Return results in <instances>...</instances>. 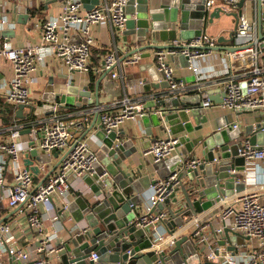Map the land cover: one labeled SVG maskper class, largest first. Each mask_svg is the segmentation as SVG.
<instances>
[{
    "label": "built area",
    "instance_id": "obj_1",
    "mask_svg": "<svg viewBox=\"0 0 264 264\" xmlns=\"http://www.w3.org/2000/svg\"><path fill=\"white\" fill-rule=\"evenodd\" d=\"M14 1L17 3L19 0ZM127 1L99 0L98 4L86 9L82 0H62L58 13L36 18L33 22V27L40 31L39 41L16 45L12 37L0 44V61L8 62L12 73L9 80L0 83V100L14 108L11 124H4L0 116V186L4 187L7 203L11 208L23 206L21 209L26 214L31 229L40 237L39 244H30L26 249L10 248L8 243L14 238L12 227L7 222H0V264H3L5 253L15 255L24 264L31 261L34 264H44L42 253L50 254L59 250L60 242L53 244V235L46 234L41 206L44 205L47 213L57 208L62 210V214L66 213L67 195L73 189V179H82L93 171L98 161L99 146L93 139L79 133L92 114H98L105 129L112 131L119 130V125L126 119H138L143 113L156 112L165 123L166 134L156 138L144 152V156L157 162L172 156L175 150L176 140L170 134L164 110L145 109V98L141 95L135 101L126 97L123 107L118 111H108L101 106L70 108L56 101L51 103L53 113L31 115L30 106L40 107L46 102L32 87L35 73L50 57L60 59L72 77L73 73L100 74L109 69L113 80L125 78L128 66L139 62V54L121 60L127 50L121 51L118 46L128 20ZM206 1L209 9L219 1L228 10H237L241 0ZM250 1L257 10V0ZM261 1L264 6V0ZM32 5L30 0L31 8ZM17 6L22 7L20 4ZM104 23L110 24L114 44L100 58L99 63L93 65L92 50L97 41L92 34V26ZM13 26L14 23L7 15L0 16V31ZM236 31L239 48L227 55V68L220 79L224 92L220 107L239 117L245 111L264 110V39H259L257 21L240 19ZM74 35H80L81 40L72 41ZM216 43V39L204 36L193 40L179 38L170 42L167 48L153 50L155 64L169 86L151 93L146 100L160 101L197 93L201 97L198 107H211L213 101L205 90L207 83L204 82L207 73L203 72L199 61L212 55V47ZM206 45L209 47L205 48ZM179 55L188 57V69L197 74L192 85H187L175 74L172 58ZM209 64L212 66L214 63L210 61ZM20 104L27 106L24 118L16 115ZM25 110L30 112L29 116ZM230 126L238 128L239 123ZM27 129H31L36 136L40 135L38 146L41 150L50 152L57 149L62 154L58 167L38 184L34 182L36 175L25 163V151L30 146L24 147L20 141L23 131ZM239 153L264 164V147L252 145L247 138L241 141ZM195 162L196 160H188L185 164L193 167ZM175 180L176 176L173 175L158 178L151 184L147 203L137 216L136 226L149 228L154 232V246L157 249H171L178 238L189 234L199 246L204 247L203 257L206 261L214 264H264V185L236 196H221L215 204L219 207L217 219L208 216L207 220H203L199 216L190 224V233H187L188 225H184L172 234H167L159 227L170 218L166 204L173 193ZM54 199L59 202L56 203ZM61 216L58 214L57 218L61 219ZM214 219L216 223L213 222ZM225 228L249 237V244L246 241L245 245L236 244L234 250H225L219 243ZM210 230L211 233L208 232ZM55 233L58 235L57 231ZM39 254L40 258L33 259ZM92 258L96 259L97 255L93 253Z\"/></svg>",
    "mask_w": 264,
    "mask_h": 264
},
{
    "label": "water",
    "instance_id": "obj_2",
    "mask_svg": "<svg viewBox=\"0 0 264 264\" xmlns=\"http://www.w3.org/2000/svg\"><path fill=\"white\" fill-rule=\"evenodd\" d=\"M51 1L57 0H46L48 3ZM88 1L90 0H82L86 9L99 3V0H93V4L88 5ZM245 2L246 0H241L238 3L237 12H227L219 6L209 9L206 0H159L158 4H154L153 0H128L126 5L128 20L123 31V39L129 49L121 60L136 54H141V58H151L153 50L170 46L157 42L198 38L205 34L208 23H213L215 19L220 18L222 13L235 18V29L228 37H219L217 45L212 49L233 52L239 46L236 44L226 46L224 43H234L237 36V24L243 16ZM133 14L136 15L135 18ZM28 16V14L20 15V19H23L20 21L26 23ZM257 31L259 39H264V8L261 0H257ZM135 33L137 34L136 46L128 42L129 35ZM0 35L12 38L15 36V30L4 29L0 31ZM71 40L79 42L81 37L74 35ZM140 43L144 45H138ZM145 50L148 52L142 54ZM172 59L176 65H180L181 61L183 67L189 64L187 56L179 55ZM141 69L147 74L138 80L143 84L142 91L165 89L169 86L168 81L153 62ZM109 71V69L105 70L96 81L95 91L88 88L80 89L75 83L57 91L54 78H50L43 94L45 104L40 107L30 106L31 115L53 113L51 103L56 101L70 108H82L84 104L99 107L100 83ZM192 98L183 96L160 101H145L144 108L147 110H164L166 124L170 134L176 140L175 148L178 149L176 155L173 154L157 162H141L135 168L128 164V160L139 152V148L134 143L136 138L139 140L140 148L146 151L159 137L160 132L166 134L165 123L156 112L140 115L139 119L145 127V134L142 137L134 136L135 138L123 140L120 130L107 131L101 123L97 125L95 136L101 142L97 152L98 161L93 171L82 178L83 186L72 189L73 197L67 201L66 213L62 214V210H59V214L65 217L62 223L66 234L60 241L57 252L42 253L41 258L45 261L44 264H214L210 261L203 263L204 247L199 248L198 242L189 234L178 238L171 249H157L154 246V232L149 228L136 226L138 208L143 203L142 194L157 180L151 179L149 173L147 176L144 175L143 170L147 169L146 165L155 170L156 178L176 176V185L167 201L168 203L171 200L175 207H167L170 218L164 221L170 234L177 228L192 223L195 218L212 208L221 196H233L246 189V183L237 179L240 176L239 172L245 170L246 158L239 153L241 141H236L241 137L242 130L240 127L232 128L229 125L234 121L233 114L230 113V121L220 122L217 129L209 136L206 137L203 134L191 136L193 132L201 130L200 123L204 122L197 118L201 116L198 107L201 97L196 95L197 99ZM192 100L196 103L195 107L189 108L187 102ZM26 107L23 104L18 106L16 111L18 118L25 117ZM97 117L98 114H95L84 135L96 126ZM24 132L32 135L28 145L30 149L25 151V163L37 175L42 170L41 165L49 166L52 157H57L60 151L41 150L36 140L40 135H34L31 129ZM244 132L252 145L262 148L264 146V114H261L255 123L247 125ZM144 140L149 146L140 144ZM232 141L234 143L231 144ZM188 160H196L193 167L186 166L185 162ZM59 163L60 161L51 167L48 175L58 167ZM178 193H181V196ZM4 194V187L0 186V211L5 208ZM66 217H71V221ZM248 239L247 236L225 228L219 243L225 245L230 240L233 245L229 247V250H234L235 244L245 245ZM93 253L97 255L96 259L92 258ZM10 257L13 264L16 256L10 255ZM27 264H34V262Z\"/></svg>",
    "mask_w": 264,
    "mask_h": 264
},
{
    "label": "crops",
    "instance_id": "obj_3",
    "mask_svg": "<svg viewBox=\"0 0 264 264\" xmlns=\"http://www.w3.org/2000/svg\"><path fill=\"white\" fill-rule=\"evenodd\" d=\"M30 0H19L17 3L14 0H0V16L7 15L14 23L13 28H5V29H14L15 30V36L14 41L16 45H24L29 42H37L40 39V31L38 29H35L33 27V22H35L37 19L36 18H42L46 15H52L56 14L60 10V6L62 3V0H57V1H51V2H46V0H32V8L29 6ZM154 4H158L159 0H153ZM17 4L22 5V7H18ZM44 4L43 8H41V5ZM88 5L93 4V0H90L87 2ZM222 7L224 8L227 12H233V11H238L237 10H228L224 5H222L219 1H216L214 3L213 7ZM264 8V6H263ZM252 10L254 13H252ZM32 11L34 12V15H32ZM23 14H28L27 22L22 23L23 19H20V15ZM225 14V13H222ZM227 15V14H226ZM133 17L135 18L136 15L133 14ZM232 17V16H231ZM225 15H221L220 18L215 19L213 23H208L205 34L203 35L205 38H214L218 39L221 36L228 37L229 34L233 29H235V23L236 20L234 17L232 22H227L226 21ZM245 19L247 21H257V10L255 9V5L252 1L246 0L244 6H243V16L240 19ZM92 34L94 35L97 43L96 46H94V51H101L102 53L100 54V58L103 57V55L109 50V47H112L114 44V37L111 32L110 24L109 23H104L102 25H93L92 26ZM124 36H122V41L118 40L120 42L118 44L119 48L121 51L128 50L129 48L127 47L126 43L124 42L123 39ZM7 38V36H2L0 35V44ZM136 39H137V34H132L129 35L128 37V42L133 43L134 46H136ZM145 43V42H144ZM144 43H140L138 45H144ZM158 44H169V41L166 42H157ZM238 39L233 42H227L224 43V45H232V44H238ZM132 45V46H133ZM217 45V43H216ZM209 46H205V48H208ZM148 50H145L142 52V54L147 53ZM153 52V51H152ZM229 52L223 51V50H215L212 49V55L207 59H201L199 61V65L201 66V69L203 72L207 73V78L204 80L206 87L205 90L208 91L209 95L211 96V99L213 101V105L208 108H200V113L201 116H198L197 118L199 120L204 121L201 124V130L197 132H193L191 136L195 135H200L203 134L204 136H209L213 131L217 129V125L220 122L224 121H230V113H232L229 110H225L222 107H220V102L223 97V88L222 85L220 84V79L224 73V71L227 68V55ZM141 55V54H139ZM174 67H175V74L178 78L184 80L187 85H192L196 81L197 74L194 73L193 71L188 69L187 67L181 66L183 63L182 61L179 62L180 65H176L174 60L172 59ZM212 61L214 64L210 66L209 62ZM153 62L155 64L154 58H153V53L151 55V58L146 57V58H140L139 62L133 65H129L127 70V75L123 79H116L113 80L110 77V74L106 77L103 78V80L100 83V106L104 107L105 109H108V111H118L121 107H123V101L128 97L130 100L135 101V99L139 98L140 95L145 98L144 101L146 100L147 96L150 95L151 93H154L158 90H162L163 88H158L156 90H150V91H142L143 90V84H141L138 80L140 79L141 76L147 75L144 71H142V67H146L149 64ZM156 65V64H155ZM105 72L102 71L100 74H96L92 72L94 75L97 76L96 81L100 78V76L103 75ZM158 73H160L158 71ZM11 69L10 66L8 65V62L5 60L0 61V83H3L7 80L10 79L11 77ZM73 77L71 76V72L68 70L66 65L63 64V62L58 59L57 57H50L48 61L41 65L37 72L34 75V83H33V89L37 92V94L41 95L43 97V94L45 92V87L49 81L50 78H54L55 81V87L56 90H60L63 88H67L68 86L71 85V83H75L76 87L80 89L88 88L91 91H95L96 88V81H94V84L91 85V78H90V73H73ZM128 75H132L129 77ZM138 81V82H137ZM152 81V80H151ZM197 93H189L187 96L193 97L192 99L195 100ZM193 100L191 102H187V106L189 108L195 107L196 103H193ZM152 101V100H151ZM93 108L95 106H90L89 104H84L81 109H86V108ZM25 113H27V116L30 115V112L28 110H25ZM233 114V113H232ZM261 114H264V110H255V111H245L243 112L239 117H236L234 114V121L233 123H239V127L242 130V135L239 137L236 141H242L245 136V127L247 125L253 124L256 122V119L261 116ZM95 117V113L90 116L89 122H85L84 128L79 130V133L81 135H84L87 131V128L90 127L93 119ZM192 122L195 124L194 118L191 116ZM100 116L97 117V122L96 126L93 127V129L87 133V137L93 139L97 145L99 146L101 142L97 137L95 136L96 133V128L98 127L97 125L100 124ZM233 123H229V125H233ZM119 130L121 131V138L123 140H126L128 138H132L134 136L137 137H142L145 133V127L141 123V120L138 118H130L126 119L119 125ZM159 137L165 136L163 132H160L158 134ZM135 138V137H134ZM32 139V135L29 133H22L20 137V141L22 142V145L26 147L29 145V142ZM40 137L38 136L36 138L37 143L39 141ZM147 140V138H144ZM144 140L143 142L141 141L140 144H148ZM134 143L137 145L139 148V152L136 155H133L131 159L128 160V164L130 167L135 168L139 163H150L152 162L151 159L148 157L144 159V152L142 148L139 146V140L137 138L134 140ZM234 143L233 141L231 144ZM147 146V147H148ZM258 146V145H257ZM264 147V146H263ZM178 153V149L175 148L174 152L172 155H176ZM62 157V154L60 153L57 157H52V162L50 163L49 166H44L41 165L42 170L39 174L35 176L34 182L35 184L40 183L43 181L47 174L50 172L51 167L53 165L57 164ZM245 170L240 171L239 174L240 176L237 177L238 180L243 181L246 183V189L242 192L249 191L250 189H254L257 186L264 185V164L261 162L255 160V159H248L246 158L245 160ZM147 169H144L143 173L145 176L151 174V179H158L157 174L155 170L149 166L146 165ZM10 178V176H9ZM72 185L74 189H78L81 186H83V181L82 179H73ZM86 187V186H85ZM150 188L149 186L148 189H145L144 193L142 194L143 198V203L140 205L138 208L139 211L143 210V206L145 203H147L148 196L150 194ZM87 189V188H86ZM72 190L70 193L67 195V199H71L72 196ZM241 192V193H242ZM179 196H181V193H178ZM240 194V193H239ZM238 195V193L234 194V196ZM56 203L59 202V200L54 199ZM4 201V206L5 208L0 211V221H4L10 224L12 227V233L14 235V238L8 243L10 248H23L26 249L27 246L30 244H39L40 242V237L31 229L28 221L26 214L22 211L21 208H23L22 205H19L17 207L11 208L8 203H7V198H6V193L4 194L3 197ZM169 206H174L175 204L172 203L170 200L166 204V208ZM60 209L53 210L52 212L47 213L46 208L44 205L41 206V211L43 213V220L45 224V231L47 235H53V239L51 240L52 243H57L62 241V238L65 237L66 231L63 229V223L65 220V217L62 215V219L57 218V215L59 214ZM218 211L219 207L217 205H214L212 208L209 210L203 212L200 216L203 218V220H207V217L210 216L211 219L215 218L217 219L218 216ZM45 213V214H44ZM67 220L71 221V219H68L70 217H66ZM213 220L214 223H216V220ZM191 224V223H190ZM188 224V231L187 233H190L191 231V226ZM161 231H164L165 233L169 234L168 232V226L165 225L164 223L159 227ZM57 231L58 235L55 233ZM211 233V230L208 231ZM57 235V238L55 237ZM232 242L229 240L225 245H223V248L225 250H229V247H231ZM249 242L247 241V245ZM236 245V244H235ZM202 246H199V248ZM40 258L39 256L36 255L34 258ZM3 264H12L11 262V257L8 253H5L3 255ZM32 262V261H31ZM206 260L203 257V263H205ZM24 264L22 261L16 260L13 262V264Z\"/></svg>",
    "mask_w": 264,
    "mask_h": 264
},
{
    "label": "trees",
    "instance_id": "obj_4",
    "mask_svg": "<svg viewBox=\"0 0 264 264\" xmlns=\"http://www.w3.org/2000/svg\"><path fill=\"white\" fill-rule=\"evenodd\" d=\"M44 4L41 5V8H43ZM35 11H32V15H34ZM102 52L101 51H94V48L92 50V63L93 65H97L99 63L100 60V54ZM100 56V57H99ZM90 80H91V85L94 84V81H96L97 76L94 75L92 72H90ZM0 116L4 122V124L8 125L11 124L14 118V108L5 103L4 101L0 100Z\"/></svg>",
    "mask_w": 264,
    "mask_h": 264
},
{
    "label": "rangeland",
    "instance_id": "obj_5",
    "mask_svg": "<svg viewBox=\"0 0 264 264\" xmlns=\"http://www.w3.org/2000/svg\"><path fill=\"white\" fill-rule=\"evenodd\" d=\"M252 13H254V11L252 10ZM222 15H225L226 17H228V18H226V21L227 22H232L233 21V18L231 17V16H229V15H226V14H222Z\"/></svg>",
    "mask_w": 264,
    "mask_h": 264
},
{
    "label": "bare ground",
    "instance_id": "obj_6",
    "mask_svg": "<svg viewBox=\"0 0 264 264\" xmlns=\"http://www.w3.org/2000/svg\"><path fill=\"white\" fill-rule=\"evenodd\" d=\"M203 36V35H202Z\"/></svg>",
    "mask_w": 264,
    "mask_h": 264
}]
</instances>
